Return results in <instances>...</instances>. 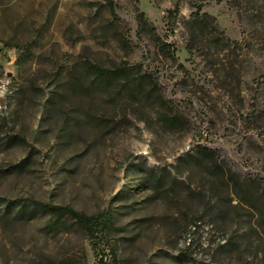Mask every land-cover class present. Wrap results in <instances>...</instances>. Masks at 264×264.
<instances>
[{"label":"rangeland","instance_id":"rangeland-1","mask_svg":"<svg viewBox=\"0 0 264 264\" xmlns=\"http://www.w3.org/2000/svg\"><path fill=\"white\" fill-rule=\"evenodd\" d=\"M201 148L264 188V0H0V264H230L250 215Z\"/></svg>","mask_w":264,"mask_h":264},{"label":"trees","instance_id":"trees-1","mask_svg":"<svg viewBox=\"0 0 264 264\" xmlns=\"http://www.w3.org/2000/svg\"><path fill=\"white\" fill-rule=\"evenodd\" d=\"M204 16L201 17L200 13H196L192 21L199 24ZM126 71L128 76V68L120 69L117 72H108L107 75L104 73L98 74L97 79L111 80L113 78L118 79V73ZM125 77V75H124ZM194 156H189L188 162L204 163L205 160L213 163L216 169H219L220 174L225 178V182L228 188L232 189V199L237 203L233 206L235 209L246 210L250 215V222L240 223L238 222V229L235 231V235L224 238L216 245V250L220 252V258L223 261L227 260L230 264H264V188L255 180H243L237 174L226 171L221 164H218L215 160V156L212 151L207 148H201ZM214 199H210L208 203H212ZM218 207L222 206L220 201L215 202ZM232 205V204H231ZM7 206L13 209H18V212L11 215L10 219L13 222H21L25 219H30L34 216L36 211H42L49 214L52 217H56L60 222L63 218H69L75 221L76 225L92 240H99L110 236L114 229V217L112 210H105L97 215H85L77 212L70 207L61 206H48V205H37L34 206V210L30 211V207H26L17 202H8ZM30 208V209H29ZM229 224V218L223 217L218 220L217 226L225 232ZM191 229H196V223L191 225ZM103 246L109 249L110 245L103 244ZM108 257L109 261V255ZM105 258V257H104ZM104 258L100 260V264H108ZM50 261V259L48 260Z\"/></svg>","mask_w":264,"mask_h":264}]
</instances>
